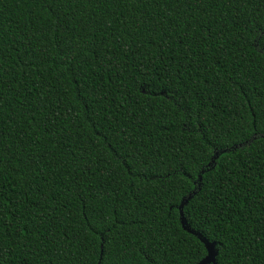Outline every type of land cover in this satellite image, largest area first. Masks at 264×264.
<instances>
[{
	"label": "trees",
	"instance_id": "1",
	"mask_svg": "<svg viewBox=\"0 0 264 264\" xmlns=\"http://www.w3.org/2000/svg\"><path fill=\"white\" fill-rule=\"evenodd\" d=\"M182 198L264 264V0H0V264H195Z\"/></svg>",
	"mask_w": 264,
	"mask_h": 264
},
{
	"label": "water",
	"instance_id": "2",
	"mask_svg": "<svg viewBox=\"0 0 264 264\" xmlns=\"http://www.w3.org/2000/svg\"><path fill=\"white\" fill-rule=\"evenodd\" d=\"M189 196H187L188 198ZM186 202V198H182L179 205H178V210H179V219H180V223L182 228L186 229L189 232H192L193 234H195L200 241L203 243L204 247H205V251L206 254L195 264H214V254H215V250H214V246L213 243L206 241L203 237H201V235L195 231H193L192 229H190L187 224L185 223V220L182 216V212H181V207L182 205Z\"/></svg>",
	"mask_w": 264,
	"mask_h": 264
}]
</instances>
